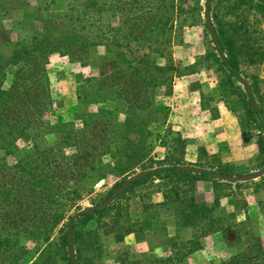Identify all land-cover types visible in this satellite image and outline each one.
Returning <instances> with one entry per match:
<instances>
[{
    "label": "trees",
    "instance_id": "obj_1",
    "mask_svg": "<svg viewBox=\"0 0 264 264\" xmlns=\"http://www.w3.org/2000/svg\"><path fill=\"white\" fill-rule=\"evenodd\" d=\"M72 2V10L62 12V22L57 30L54 28L35 30L24 38L11 41L13 48L8 54L0 50V149H3L6 155L10 154L11 148L19 139L25 140L32 146L31 153L29 152L25 158L11 167L2 164L4 169L0 170V182L3 184L0 186V251L3 253L11 247L10 244H13L11 234L5 230L9 221L7 218L10 213L9 207L24 205L28 208L27 216L35 218L48 206V213H45V216L48 215L51 221L44 226L38 222L33 230L39 231H30L35 238H40L42 233H49L54 229L67 211L61 206L51 208L55 197L59 193L69 195L71 189L67 183L79 174L86 177L105 176L102 164L107 155L115 153L117 157L115 163L122 170L121 175L136 166L145 170L155 164L150 156L152 133L148 130V125L152 121L153 91L165 85L164 94L171 96L177 75L168 74L161 66L152 65L146 60H137L138 57L134 56V53H139L141 49L139 42L134 44L132 39L128 38L134 36L131 29L124 44L127 49L126 54L131 56L120 52L123 45L118 38L119 29L113 28L114 35L110 38L115 59L109 63L115 66L122 76H108L99 72L98 76L86 77L77 89V101L83 109L78 115L86 120L83 123L84 128L59 130L57 132L61 134L58 147H51L48 151L39 150L37 140L41 138L42 132L50 129L44 116L53 110L46 65L49 63V57L53 53H58L68 55L72 59L75 52L85 53L90 47H95L93 50L95 51L102 43L100 36L102 30L98 27L103 25L94 26V22L88 21V15L94 13L101 18L108 4L100 0H83L79 3L72 0ZM127 6L126 12L132 14L137 4H127ZM75 7L77 15L71 13ZM113 7L115 10L119 9L115 4ZM142 7L141 4L138 6L139 9ZM156 8H160V5L157 4ZM178 8L180 6H175L173 10L178 12ZM228 14L234 18L225 25L216 14L213 15L212 23L215 31L212 40L218 41L227 64L224 65L218 59L215 51L201 57L197 64L204 67L209 58L213 59L220 69L226 71L225 79L232 83L233 78L237 79L238 75L242 74L243 67H255L264 62V43L259 41L261 39L264 42V35L262 33L255 35L260 31L253 25L250 26L248 21L249 17L256 15L264 18V0H233L228 8ZM243 16L245 18H238ZM159 22L154 28H158ZM133 38L137 40L135 36ZM83 58L87 59L88 56ZM83 58L81 59L84 60ZM121 62L123 64H120ZM251 88L253 92L257 89L256 86L255 90L254 87ZM254 99V96L252 99H245L246 118L256 122V129L259 132L258 149L259 152H264V106L261 104L264 96H261L260 103L257 101V110L252 106ZM99 100L103 104L98 105ZM108 101L113 106H107ZM91 105H98L95 112L89 110ZM113 111L116 114H113ZM119 114L124 118L118 124L115 118L119 119ZM167 116L168 113H163L162 119L153 118L154 122L165 127L163 137L172 135L171 138L161 141L168 150L167 155L156 162L158 164L153 173L130 184L124 192L148 179L162 180L158 185L163 186V201L143 206L142 212L145 214L144 219L152 223L153 230L160 231L166 236L169 253L164 257H137L123 251L116 256L117 264H188L190 257L202 249L201 238L209 231L220 229L213 227L216 222L215 212L220 206L221 196L224 195L221 191L225 184L233 182L220 181L215 174L235 176L234 168L222 160L211 164L187 163L185 161L187 142L181 133L173 132L171 125L166 123ZM91 121H94V127L89 125ZM239 121L244 136L245 125L241 120ZM119 140H123L124 143L120 144ZM115 144L116 150L113 147ZM69 159L70 162L67 161ZM37 160H39L38 165H36ZM122 162H127L128 166H120ZM180 166H195L205 169L206 172L178 170ZM13 179L15 182L24 180L29 184V191L24 194H28L31 199L26 203L23 197L16 200V190L9 187ZM199 181L212 184L213 193L210 195V200L199 199L197 190ZM58 182L63 185L59 187ZM72 192L77 193L75 190ZM119 199L120 197L103 210L97 209L96 206L91 213L82 216L78 220L81 223L76 222L72 226L71 241L68 239L67 228L65 229L59 239V247L63 249L64 258L61 259H66V264H71L69 250L71 246L75 252L76 264H102L104 256L102 236L113 235L114 241L121 243L126 236L140 231L138 222H131L128 213L124 214L125 218L122 219V209H117L113 215H110ZM169 227L174 229L173 235H169ZM198 229L199 234L196 233ZM187 230L190 231L191 236L184 239L180 233ZM223 231H226V228ZM13 235V238L17 237L16 233ZM40 240L48 242L49 238H40ZM49 246L50 244L47 247ZM59 249L51 254L48 249L41 248L39 256L29 264H56L57 255H61ZM9 264L18 263L14 261ZM220 264H264V244L260 243L259 238L250 236L244 251L230 256Z\"/></svg>",
    "mask_w": 264,
    "mask_h": 264
},
{
    "label": "rangeland",
    "instance_id": "obj_2",
    "mask_svg": "<svg viewBox=\"0 0 264 264\" xmlns=\"http://www.w3.org/2000/svg\"><path fill=\"white\" fill-rule=\"evenodd\" d=\"M80 1L83 0H76L75 3ZM100 1L108 4L106 12L102 13L101 18H98L94 13L89 14L88 21L94 22L96 27L103 25L98 27L102 30V35H100L102 38L101 45L95 51H93L95 47H90L89 51L85 53L75 52L72 59L68 55L53 53L49 57V63L46 64L53 110L44 116L50 129L42 132L41 138L37 140L39 150L48 151L51 147L57 148L61 134L57 132L59 130L84 128L83 123L86 120L78 115L83 109L77 101V89L83 84L86 77L98 76L99 72L106 73L108 76H122L121 73H118L117 68L109 63L115 59V51L114 47L110 45V38L114 35L112 34L113 28H116L120 30L118 38L121 40L120 44L123 45L120 52L129 55L126 54L127 49L124 45L128 38L132 39L134 44L139 42L141 51L134 53V56L138 57L137 60H146L152 65L161 66L168 74H176L174 85L181 84L179 88H183L184 95H187L188 99L195 101L197 106L199 102L201 103V108L207 114L204 115V118L197 115L195 122L198 121V123H195V126H199V123L201 125L202 122L209 123L206 121L209 118L216 124L221 109L228 110L232 114L231 119L237 121L239 135L235 140L231 139V142L216 143L210 141L211 137H214L212 135L214 127L211 124L206 128L199 129L200 133L212 136L207 137L204 135V137H201L200 135L198 137L197 134L194 135L193 139L196 144L191 151L186 152L187 155L185 154L187 163L211 164L222 160L233 166L235 176L252 174L264 168V152H259L257 143L259 134L256 129L257 124L255 121L246 118L245 107V99H252L254 96V101L260 103L261 96H264V62L255 67H243L241 77L247 81L250 88L254 87V90L255 86L257 88L254 92L251 88L252 98L247 97L238 77L237 79L233 78L232 83H229L228 79H225L226 71L220 69L213 59L209 58L207 65L204 67L199 63L197 64L200 61L199 59L205 57L209 52L215 51L218 55L205 21L206 0ZM232 3L233 0H212L210 6V9H212L210 12L212 23L215 14L224 25L232 21L234 17H230L228 14V8ZM114 4L119 7L118 10L114 9ZM127 4H137L132 14L126 12ZM140 4L143 5L141 9L138 8ZM157 4L160 5V8H156ZM72 5V0H0V50L4 54H8L13 48L11 41L5 45H2L4 42L1 43L8 38L5 33L6 30L11 31L13 34V41L17 38H24L35 30H42L43 28L57 30L62 22V12L72 10ZM175 6H180L178 12L173 10ZM76 9L75 7L71 13L77 15ZM238 18L243 19L245 17ZM158 21H160L157 25L158 28H154ZM248 21L250 26L253 25L260 31L256 32L255 35L260 33L264 35V18L256 15L255 17H249ZM63 24L65 25V23ZM159 26H161V29H159ZM130 29L137 40H134V36H128L127 38ZM259 41L264 43L261 39ZM86 56L88 58L84 59L83 57ZM120 64H123V62ZM225 81L226 83H224ZM223 84H226V86H223ZM191 87H194L193 90H190ZM165 91V85L153 91L152 121L148 125V130L152 133L150 138L152 152L150 156L155 162L154 166L145 170H142L140 166H136L131 171L121 175L122 170L115 163L117 157L115 153H112L104 158L102 164L105 176L91 175L86 177L79 174L78 177H73L75 181L71 180L67 183L70 186L71 191L69 190V192L71 193L69 195L59 193L55 197V202L51 205V208L61 206L62 209L67 211L64 218L54 229L50 230L49 233L41 234L40 238L48 237V242L39 241L40 238H35L32 233L33 231H39L33 230L38 222L44 226V224L51 221L48 215L45 216V213H48V206L45 209L43 207L44 210L39 212V215L35 218L27 216L28 208L24 205L9 207V217L6 216L9 221L6 223L5 230L11 234L13 244H10L11 247L5 250L4 253L0 251V264H9L14 261L18 264H29L31 260L33 261L39 256L41 248L48 249L51 254L56 253L57 249L60 248L61 255H57L56 264H66V259H61L64 258V255L62 247H59V239L67 228L70 217L84 208L100 206L127 178L143 171L155 170L158 164L156 162L161 161L167 155L168 150L166 146L161 144V141L171 138L172 135L168 134L163 137L165 127L163 124L159 125L158 122L153 121V118L162 119L163 113H168L166 123L171 125L173 132H177L169 121L171 117V107L169 105L171 100L169 98L172 95H165ZM189 91L193 92L190 94ZM185 100L186 98L183 101ZM101 104L103 103L99 100L98 105ZM261 104L264 106V101ZM98 105H91L89 110L95 112ZM107 106L113 105L108 101ZM165 108L169 110L164 111ZM179 108L182 110L185 106L182 104ZM113 114H116V112L113 111ZM123 118L124 116L119 114V119L115 118V120L119 124ZM178 119L180 120V118ZM239 120L245 125L244 136ZM93 123L94 121H91L89 125L94 127ZM118 129L116 126V130ZM184 139L186 140V138ZM119 143L122 144L124 141L119 140ZM113 147L114 150L117 149L116 144ZM31 149L32 146L23 139L16 141L15 146L11 148V153L8 155L5 154L3 149H0V170L4 169L2 164L11 167V165L25 158ZM195 154L196 157H194ZM67 161L70 162L71 160ZM38 164L39 160L36 161V165ZM120 166L127 167L128 163L122 162ZM101 180H103V183L97 186ZM161 182L162 180L159 178L145 180L129 188L126 192H121L116 198L117 200L120 197L110 215H113L117 209H122V219L125 218L124 214L128 213L131 222H138L140 231L130 234L132 235L130 239H127L126 236L121 243H116L113 235L102 236L101 242L104 251L102 264H117L115 262L116 256L123 253V251L137 257H164L169 253L166 246V236L161 234L160 231L153 230L152 223L144 219L145 214L142 212L143 206L163 201V186L158 185ZM11 183L9 187L16 190V200L23 197L26 203L31 199L28 194H24L29 191L27 181L15 182L13 179ZM197 183L199 199L208 198L210 200V195L213 193L212 184L207 181ZM236 183L225 184L221 191L224 192V195L220 198V206L215 212L216 222L213 224V227L220 229L209 231L206 236L201 238L202 249L196 251L190 257L188 264H220L230 256L244 251L250 236L259 238L260 243L264 244V176ZM57 184H59V187L63 185L59 182ZM2 185L0 182V186ZM73 190L77 193L72 192ZM42 216L45 217L41 218ZM80 218L75 223H81L78 221ZM107 220H109V217ZM225 228L226 231H223ZM30 231L32 232L30 233ZM168 232L169 235H173L174 229L169 227ZM15 233L17 237L13 238ZM196 233L199 234L200 230H196ZM180 236L185 239L191 236V233L189 230L182 231ZM49 244L50 246L47 247ZM58 259L61 260L58 261Z\"/></svg>",
    "mask_w": 264,
    "mask_h": 264
},
{
    "label": "crops",
    "instance_id": "obj_3",
    "mask_svg": "<svg viewBox=\"0 0 264 264\" xmlns=\"http://www.w3.org/2000/svg\"><path fill=\"white\" fill-rule=\"evenodd\" d=\"M5 33L8 38L4 39L1 42H4L2 45L8 44L10 41H13V34L11 33V31L6 30ZM179 85L181 84L174 85L173 94L169 98L171 100V103L169 104L171 107V117L169 118V121L172 123V126L175 127V130H177V132L181 133V135L186 138L187 153L191 151L194 145L196 144L194 143L193 139L195 134H197L198 137H200V135L201 137H204V135H206L207 137H211L213 135L214 137H211L210 141H215L216 143H223L224 141L231 142V139L235 140L236 138H238L239 132L237 130V121L231 119L232 114L226 109L220 110V115L219 118L216 120V124H214L213 121L209 120V118L208 120H206L209 123L202 122L201 125L199 123V126H195V123H198L197 120V122H195V119H197V115H201L204 118V115H206L207 112H205L201 108L200 102L197 106L195 101L193 102V100L188 99L187 95H184L185 93L183 92V88H179ZM192 88L194 87H191L190 90H193ZM189 92L191 94L193 91ZM184 98H186L185 101H183ZM182 104L185 106V108L181 110V108L179 107H181ZM178 118H180V120ZM209 124L213 125L214 127L212 135L200 133L199 129L206 128ZM194 157H196V154ZM131 237L132 235H128L127 239H130Z\"/></svg>",
    "mask_w": 264,
    "mask_h": 264
},
{
    "label": "water",
    "instance_id": "obj_4",
    "mask_svg": "<svg viewBox=\"0 0 264 264\" xmlns=\"http://www.w3.org/2000/svg\"><path fill=\"white\" fill-rule=\"evenodd\" d=\"M211 1L212 0H206L205 1V11H204V16H205V21L208 25L210 34H211V38H214L215 36V31L213 28V24H212V20L210 17V6H211ZM213 43L215 46V49L218 53L219 59H221L222 63L224 65L227 64V61L225 59V55L224 53L221 51L219 43L217 40L213 39ZM238 79L239 81L242 83L245 93L247 95L248 98H252V92H251V88L249 87L247 81L241 77V75H238ZM252 106L254 109H258V105L257 103L253 100L252 101ZM178 170H186V171H190V172H195V173H203L206 172L205 169L203 168H199V167H195V166H180L178 167ZM154 170H148V171H143L140 173H137L129 178H127L124 183L121 184V186L109 197L105 200V202L103 204H101L100 206H97V209L99 210H103L105 208H107L111 203H113L116 198L121 194V192H123L130 184L134 183L135 181H137L138 179L145 177L147 175H149L150 173H153ZM215 176H217V178L220 181H228V182H245V181H249V180H253V179H257L260 178L261 176H264V168H262L261 170L252 173V174H247V175H241V176H222L219 174H215ZM103 183V180H101L98 185H101ZM95 209V207H87L84 208L78 212H75L69 219L68 221V226H67V235H68V239L69 241H71V235H72V226L75 223V221L84 216V215H88L89 213H91L93 210ZM73 246H71L69 248L70 250V255H71V264H76V259H75V252L72 248Z\"/></svg>",
    "mask_w": 264,
    "mask_h": 264
}]
</instances>
